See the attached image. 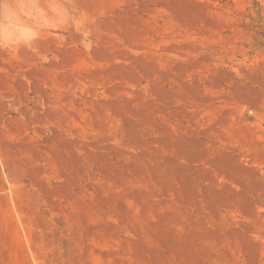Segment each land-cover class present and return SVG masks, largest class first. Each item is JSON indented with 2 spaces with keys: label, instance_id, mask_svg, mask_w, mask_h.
I'll list each match as a JSON object with an SVG mask.
<instances>
[{
  "label": "rangeland",
  "instance_id": "374dc122",
  "mask_svg": "<svg viewBox=\"0 0 264 264\" xmlns=\"http://www.w3.org/2000/svg\"><path fill=\"white\" fill-rule=\"evenodd\" d=\"M0 264H264V0H0Z\"/></svg>",
  "mask_w": 264,
  "mask_h": 264
}]
</instances>
